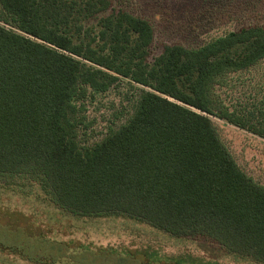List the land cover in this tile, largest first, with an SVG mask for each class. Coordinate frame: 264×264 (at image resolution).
<instances>
[{
	"label": "trees",
	"instance_id": "16d2710c",
	"mask_svg": "<svg viewBox=\"0 0 264 264\" xmlns=\"http://www.w3.org/2000/svg\"><path fill=\"white\" fill-rule=\"evenodd\" d=\"M120 1L0 0V178L37 183L75 217L127 218L264 264V187L210 118L264 139L263 114L231 110L217 95L229 75L264 60V24L152 57L155 25ZM123 81L138 92L132 114L81 144L87 102ZM41 238L0 227V251L29 264H60L64 254L86 264L93 253ZM107 252L110 263L132 264L130 254Z\"/></svg>",
	"mask_w": 264,
	"mask_h": 264
},
{
	"label": "rangeland",
	"instance_id": "374dc122",
	"mask_svg": "<svg viewBox=\"0 0 264 264\" xmlns=\"http://www.w3.org/2000/svg\"><path fill=\"white\" fill-rule=\"evenodd\" d=\"M120 5L149 18L155 25L152 57L159 55L164 45L179 43L196 48L242 27L264 24V0L115 2L116 7H123ZM134 87L123 81L87 102L88 127L80 131L81 144L92 146L100 142L110 128L117 129L130 117L138 98ZM217 95L231 110L264 115V60L247 71L229 75L226 84L217 87ZM210 118L238 166L264 187V139L219 118ZM0 227L22 239L39 236L70 244L71 253L90 249L93 253L86 255V264H103L101 252L106 264H114L108 262L112 260L107 252L110 250L130 254L134 257L132 264H252L238 262L206 239H176L131 219L75 217L51 204L37 183L18 177L0 178ZM64 256L59 258L60 264L74 263ZM0 264L29 263L0 251Z\"/></svg>",
	"mask_w": 264,
	"mask_h": 264
}]
</instances>
